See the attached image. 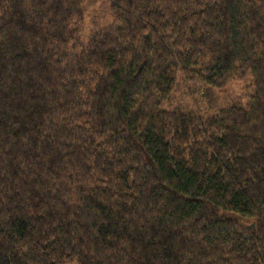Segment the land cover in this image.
I'll return each instance as SVG.
<instances>
[{
  "label": "trees",
  "instance_id": "trees-1",
  "mask_svg": "<svg viewBox=\"0 0 264 264\" xmlns=\"http://www.w3.org/2000/svg\"><path fill=\"white\" fill-rule=\"evenodd\" d=\"M91 4L0 0V264H264V0Z\"/></svg>",
  "mask_w": 264,
  "mask_h": 264
},
{
  "label": "rangeland",
  "instance_id": "rangeland-1",
  "mask_svg": "<svg viewBox=\"0 0 264 264\" xmlns=\"http://www.w3.org/2000/svg\"><path fill=\"white\" fill-rule=\"evenodd\" d=\"M93 4L87 9L86 22L87 27L91 26L93 15L104 16L107 14L106 7H103L101 0H92ZM107 17L105 16V19ZM186 93L178 92L176 96L168 102L172 108L180 106L181 108L196 109L200 115L205 118L207 115L217 113L221 108L231 105H246L248 97L242 82H233L223 90L210 89L202 83L198 84V91L193 90L192 84L188 85Z\"/></svg>",
  "mask_w": 264,
  "mask_h": 264
}]
</instances>
